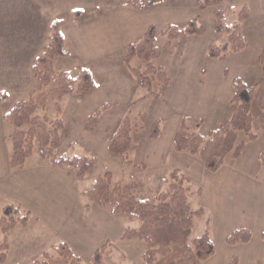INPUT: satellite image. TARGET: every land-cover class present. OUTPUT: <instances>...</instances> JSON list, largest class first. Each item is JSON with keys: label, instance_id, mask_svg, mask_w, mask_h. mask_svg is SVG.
<instances>
[{"label": "rangeland", "instance_id": "rangeland-1", "mask_svg": "<svg viewBox=\"0 0 264 264\" xmlns=\"http://www.w3.org/2000/svg\"><path fill=\"white\" fill-rule=\"evenodd\" d=\"M16 1L15 4L0 6L2 22L6 24L11 17L16 25L15 36L8 37L2 36L4 30L5 34L9 32L0 24V83L5 87L0 91L7 93L4 108L9 110L21 99L35 101L40 94L48 92L50 85L38 83L32 73V64L49 43L53 20L59 22L68 50V55L55 56L54 71L65 70L77 79L81 70L86 68L96 82V88L88 93L74 91L60 98L49 96L44 106L36 110L38 116L47 117L49 121L64 122L59 130L61 142L55 151L57 156L94 159L93 169L79 185L81 189H90L97 176L109 172L113 183L135 187L133 194L139 199L164 191L166 184L159 182L158 177L169 167V156H161L160 161L157 151L167 147L184 114L203 118V123L197 120L192 122L190 118L186 121L190 131L202 134L227 119L233 109L228 97L233 92L232 80L235 77H240L248 85H256L251 108V132L258 137L257 141H253L244 132H238L237 143L243 141L246 144V157L258 150L264 154V125L259 108V100L264 96V75L258 62L264 48V0H224L204 10L198 7L200 0H168L145 10L125 6L122 0ZM244 6L248 7V13L247 18L240 22V28L247 40L246 48L229 52L221 59L210 58L208 46L221 45L227 39V33H218L214 29V10L221 9L224 22L232 25ZM190 21L203 25L205 33L186 39H171L164 34L168 26L181 29ZM151 25L155 27L156 45L160 49V56L154 63L162 66L173 78L179 93L164 102L155 99L150 90L136 84L132 69L144 70V63L136 57L128 64L124 60L127 45L138 41ZM167 42L170 44L167 45ZM11 65H14V69ZM12 70H15L14 74ZM225 70L227 75L224 74ZM199 77L203 85L198 81ZM157 87L154 82L152 89L156 90ZM95 113L98 114V122L90 128L89 117ZM140 116H144V119H140ZM124 118L139 125L135 131L137 146L128 152L127 158L113 155L107 149L110 137ZM156 119L162 120L163 137L159 141L148 137ZM8 126L13 131L10 123ZM153 151L156 152L154 156ZM39 158L35 145L28 160L33 163ZM147 159L150 160L149 170L142 162H147ZM43 160L50 163L49 159ZM128 218L132 227L140 225L137 218ZM193 222L190 242L203 234L201 229L205 225V218L196 215ZM27 225L17 226L18 229L16 227L15 231L12 229L7 233L0 229V244L6 239L9 247L2 264H34L42 259L40 240L35 239L34 235V229H38V226L32 223L28 228ZM46 252L55 255L53 249ZM135 255V252L129 254L130 264L135 261L146 264L141 256ZM90 257L82 258L84 264H92ZM124 261L113 256L105 259L103 255L104 264H123Z\"/></svg>", "mask_w": 264, "mask_h": 264}, {"label": "trees", "instance_id": "trees-1", "mask_svg": "<svg viewBox=\"0 0 264 264\" xmlns=\"http://www.w3.org/2000/svg\"><path fill=\"white\" fill-rule=\"evenodd\" d=\"M168 0H122L125 6L132 5L141 10ZM224 0H200L198 7L201 10L209 6H216ZM248 7L244 6L232 25L224 22L221 9H216L214 15V29L218 33H227L226 41L221 45H209L207 54L210 58L221 59L229 52L243 50L247 40L242 34L240 22L247 18ZM49 43L44 46L42 53L32 64V73L40 85H50L46 94H40L35 101L31 99L18 100L4 115V121L13 126V131L7 136L11 142L9 163L12 168H22L27 158L33 153L35 145L37 153L43 159H49L50 164L73 169L78 179L93 169L95 161L92 158L79 156H57L61 138L63 120L49 121L47 117L36 114L38 107L44 106L47 97H57L72 93H88L96 88V82L89 70L83 68L77 79L67 71L55 72L53 60L57 55H68L65 48V37L57 20L50 26ZM205 33L203 25L190 21L184 28L168 26L164 34L169 38H185L187 36H201ZM170 42H167L169 45ZM160 56V49L156 45L155 27L149 26L140 39L129 43L126 47L125 62L128 64L133 58L144 63V70L133 68L132 72L138 86L150 90L155 99H160L166 92L170 77L162 66L154 63ZM264 75V48L258 57ZM227 75V71H224ZM157 89L153 90V83ZM233 94L230 103L233 105L231 116L222 122L216 129L206 134L190 131L186 125L188 118H183L175 132L173 146L176 151H185L197 155L209 171H217L224 163L226 156L238 158L243 151V141L237 143L238 132H244L249 140H255L257 135L251 132L253 115L251 113L256 85L246 84L240 77L232 80ZM7 99V93L0 91V102ZM261 119L264 125V96L259 100ZM89 127L98 122V114L89 117ZM144 119V116H140ZM161 119H156L148 132L150 139L161 135ZM138 123L124 118L118 130L110 137L107 149L110 153L127 158L128 152L136 148L138 137L135 131ZM260 161L264 165V154H260ZM166 189L152 197L139 199L133 191L135 187L113 183L111 174L105 172L97 176L90 189L85 194L103 208H109L113 215H129L140 221L138 228L126 227L121 239H139L144 242L145 249L141 258L146 264H199L215 251L214 241L207 232L195 237L191 242L189 237L193 228V218L203 210H193L189 203L190 188L188 178L174 169L168 179H162ZM30 213L20 207L8 204L4 206L0 217V229L7 233L17 226H26ZM251 238V231L246 228H237L227 236L228 243L246 242ZM108 243L103 244L90 257L92 264H104L103 255ZM55 255L43 253L42 259L34 264H84L81 257L75 254L70 247L62 242L52 248ZM9 247L6 239L0 244V264L6 260ZM236 263L233 257L231 264Z\"/></svg>", "mask_w": 264, "mask_h": 264}, {"label": "crops", "instance_id": "crops-1", "mask_svg": "<svg viewBox=\"0 0 264 264\" xmlns=\"http://www.w3.org/2000/svg\"><path fill=\"white\" fill-rule=\"evenodd\" d=\"M16 2L0 0V6ZM10 18L6 24L0 19V24L9 32L5 34L4 30L2 36H15V19ZM8 65L10 66L9 63ZM11 66L14 69V65ZM12 71L14 74L15 70ZM198 81L201 82L200 77ZM175 85L170 77L168 88L159 101L164 102L179 95ZM198 85L200 87V83ZM0 89H5L2 83ZM183 92L184 90L181 94ZM232 94L233 92L228 97L229 101ZM3 102H0L1 210L4 206L12 204L30 213L27 227L30 228L32 223L38 226V229H34V235L35 239L40 240L42 254L64 242L79 257L87 259L103 244L108 243L104 253L105 259L113 256L121 261L125 260L123 264H130L129 254L135 252V256L140 257L145 249L143 241L121 239L126 227L139 226L132 227L129 215L115 216L109 208L94 203L85 194L88 189H81L79 186L84 178L78 179L73 169L54 166L41 158L33 163L27 158L22 168L10 166L11 142L7 136L12 131L9 130L8 122L3 119L7 111ZM231 114L232 112L228 113L226 118ZM183 118H190L192 122L204 121L203 118L192 114H184L180 120ZM174 135L170 137L167 147L157 151L160 161L161 156H169V167L158 177V181L162 182L174 169L188 178L191 190L189 203L193 210L202 209L203 212L197 216L205 218L201 233L207 232L215 244L214 253L199 264H231L233 257L236 258L235 264H264V165L259 157L262 151L258 150L246 157L245 144L238 158L228 155L223 165L213 172L206 168L197 155L176 151L173 146ZM162 137L161 132L154 140L159 141ZM257 140L258 137L253 141ZM154 154L156 152L153 151L152 155ZM149 161H142L147 170L150 169ZM241 227L251 231V238L246 242L228 243L227 236ZM131 263L141 264L137 261Z\"/></svg>", "mask_w": 264, "mask_h": 264}]
</instances>
